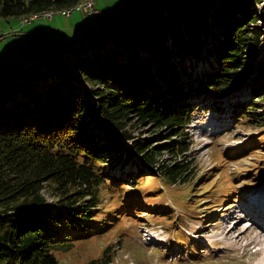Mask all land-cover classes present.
<instances>
[{"label":"trees","instance_id":"obj_1","mask_svg":"<svg viewBox=\"0 0 264 264\" xmlns=\"http://www.w3.org/2000/svg\"><path fill=\"white\" fill-rule=\"evenodd\" d=\"M78 1L0 0V15L21 18ZM262 4L156 0L126 29L124 17L119 19L105 34L116 33L108 40L28 58L23 68L0 76V264H61L58 251L105 234L121 215L147 207L136 195H126L106 209L104 195L109 192L113 199L128 186L107 167L128 170L126 165L134 163L139 164L132 172L135 180L159 170L167 183L190 182L193 163L178 156L189 150L193 101L200 94L205 100L228 95L231 84L245 80L238 68L246 51L256 46V53L264 43L260 28L254 35L250 31L264 14V8L258 10ZM204 39L214 44L199 55ZM188 54L203 61L215 56L213 72L200 70L196 81L185 83L172 59L179 58L189 72ZM256 70L257 80L264 81V64ZM245 103L235 106L239 114L249 112ZM140 126L163 129L147 138L135 134ZM165 152L175 157L172 163L160 160ZM47 188L56 203L48 199ZM109 249L88 264H110Z\"/></svg>","mask_w":264,"mask_h":264},{"label":"rangeland","instance_id":"obj_2","mask_svg":"<svg viewBox=\"0 0 264 264\" xmlns=\"http://www.w3.org/2000/svg\"><path fill=\"white\" fill-rule=\"evenodd\" d=\"M150 1L97 0L96 5L105 14L104 18H90L88 13L77 9L71 16L56 13L53 19L40 17L42 19L23 25L22 17L5 18L0 15V76L11 68H23L28 58L40 59L60 50V43L111 31L113 22L140 10ZM263 8V4L258 6L259 11ZM263 24L264 14L257 23L250 24L251 34L260 28L264 39ZM213 44L210 39H204L199 55L208 53V47ZM255 47L246 51L245 64L238 68L246 76L245 80L231 84L228 95L205 100V96L200 94L193 101L192 108L196 111L188 128L190 138H186L189 150L185 152L187 154L178 156L193 163L192 180L167 183L160 177L161 171L157 170V174L145 172L138 181L132 172L139 164H127L128 170L121 165L107 167L128 186L121 188L113 199L107 192L104 195L105 208L115 207V200L121 202L126 195H136L147 207L121 215L105 234L77 240L71 249L58 251L61 264H88L90 260L103 256L109 247L108 254L114 260L111 264H258L264 260V250L260 254L259 246H244L250 236L263 228H250L253 232L242 243H237L233 237H223L224 230L236 223L234 220L237 221L239 213H245L246 219L231 235H237L252 223V212L247 215L245 204L254 201L253 195L264 192V81L257 80L260 71L256 70L259 63L264 64V43L256 53L253 52ZM143 54L148 60L147 52ZM197 56L188 54L184 59L189 72L179 58L172 59L180 67L185 83L196 81L200 70L212 73L217 64L215 56H211L213 61H203ZM24 60L25 63L22 62ZM247 101L249 105L244 110L249 112L241 111L239 114L235 106ZM151 128L140 126L135 134L150 138L163 129L150 131ZM135 158L140 163V155L135 153ZM174 159L168 152L160 157L168 164ZM127 172L129 176L125 175ZM230 188L234 190L232 193L227 191ZM45 193L51 203L57 202L53 190L47 188ZM259 204L264 213V203Z\"/></svg>","mask_w":264,"mask_h":264},{"label":"bare ground","instance_id":"obj_3","mask_svg":"<svg viewBox=\"0 0 264 264\" xmlns=\"http://www.w3.org/2000/svg\"><path fill=\"white\" fill-rule=\"evenodd\" d=\"M83 2H84V0H79L75 4L67 6V7H62V8H57V9L52 8V9L37 11V12L23 16L22 19L24 21H28L29 19H32V18L48 17L50 15H55L56 13H68L70 11L81 9V4H83ZM255 197L256 198H254V202L246 203L245 205H247V206L244 209V210H246L245 212L247 213V215H249L247 209H249L250 212H252L253 215L252 216L250 215V218L253 220L252 223L249 226H245L243 229H241L237 235H231L232 232H234L236 229L237 230L240 229V225L243 224L242 221L245 218L244 217L245 213H239L238 216L236 215L238 218L237 221L234 220V222H236V223L229 225L224 230V235H223L224 239H229V238L233 237L237 243H242L244 240H246V239L248 240L249 233L253 232V231L249 230L250 228H252L254 230H257L258 227L264 229V218L259 219L260 216L255 215L256 210H253L254 208L252 209L250 206V204H254L255 202L264 203V201H261V199H264V192H262V195H258ZM262 212H263V209H262ZM257 231H259V232L254 233L255 235L253 237L250 236L248 241L246 240L247 243L245 242L244 246L249 247L253 244H256L257 246H259V253L261 254L264 250V230H257ZM258 264H264V260L260 261V263H258Z\"/></svg>","mask_w":264,"mask_h":264},{"label":"water","instance_id":"obj_4","mask_svg":"<svg viewBox=\"0 0 264 264\" xmlns=\"http://www.w3.org/2000/svg\"><path fill=\"white\" fill-rule=\"evenodd\" d=\"M156 0H151L150 1V3L144 8H142V9H140V10H138V11H135V12H132V13H129V14H127V15H125L124 16V24H123V27H122V30H124V29H126L128 26H130V23H131V19L134 17V16H136V15H140V14H143V13H145L152 5H153V3L155 2ZM104 16H105V14H104ZM104 16H103V18H104ZM102 18V17H101ZM119 20V19H118ZM116 24V22L112 25V26H114ZM113 28V27H112ZM107 32H109V30L107 31ZM106 32V33H107ZM106 33H104V34H99V35H105ZM116 33H114V34H109V35H105V36H101V37H97V38H93V37H95V36H93V37H89V38H85V39H80L79 38V40L78 41H76V42H73L74 44H72L71 46H65V45H62V44H59V43H55V42H52L53 44H59L58 45V47L60 48V50L61 51H65V50H68V49H72V48H74V47H77V46H79V44H81V43H83V44H85V43H90V42H93V41H103V40H108L109 38H112L114 35H115ZM31 35H33V34H31ZM33 36H37V35H33Z\"/></svg>","mask_w":264,"mask_h":264},{"label":"built area","instance_id":"obj_5","mask_svg":"<svg viewBox=\"0 0 264 264\" xmlns=\"http://www.w3.org/2000/svg\"><path fill=\"white\" fill-rule=\"evenodd\" d=\"M96 1L97 0H84L83 4H81V9L77 10V11H85L86 13H88L90 18H101L104 16V13L101 9H99L96 5ZM74 12L76 11H70L68 13H59L57 15H64V16H70L72 15ZM57 15H50L48 17H45V19H53L55 18ZM37 19H42V18H32L29 19L28 21H22L23 25L31 23L36 21Z\"/></svg>","mask_w":264,"mask_h":264},{"label":"crops","instance_id":"obj_6","mask_svg":"<svg viewBox=\"0 0 264 264\" xmlns=\"http://www.w3.org/2000/svg\"><path fill=\"white\" fill-rule=\"evenodd\" d=\"M144 6H145V5H143L141 8H143ZM141 8H140V9H141ZM113 24H114V22L112 23V25H113ZM78 26H79V25H78ZM33 35H35V34H33ZM77 38H78V35H77ZM80 39H82V38H80ZM78 40H79V38H78L76 41H78ZM76 41H74V42H76ZM10 62H11V60H10ZM14 62H15L14 64L18 63L17 60H15Z\"/></svg>","mask_w":264,"mask_h":264}]
</instances>
